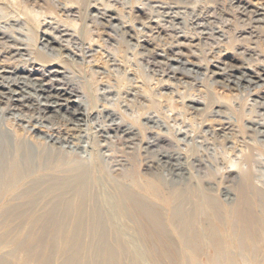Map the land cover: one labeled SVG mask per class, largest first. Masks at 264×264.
Masks as SVG:
<instances>
[{"label":"rangeland","instance_id":"obj_1","mask_svg":"<svg viewBox=\"0 0 264 264\" xmlns=\"http://www.w3.org/2000/svg\"><path fill=\"white\" fill-rule=\"evenodd\" d=\"M0 26H10V40H0L1 67L25 64L47 77L62 68L90 115L74 129L69 117L45 121L39 111L13 110L4 102L3 128L20 132L37 149L57 152L63 166H90L93 195L105 221L43 227L29 218L33 211L43 212L51 196L36 199L33 207L19 193L0 198L1 204L17 207L8 214L0 206V264H69L72 258L74 264H103L96 224L103 225L106 245L118 254L115 264L156 263L120 208L114 183L133 190L134 183L146 186L157 170L171 177L162 153L190 167L203 162L202 169L193 166L197 189L207 181L219 193L241 181L238 170L250 173L264 200V136L258 130L264 122V82L248 83L241 73L228 71L232 65L264 67V0H0ZM53 38L62 43L49 53L58 56L55 60L43 54L49 51L42 44ZM8 45L28 52L11 58ZM217 68H228L226 75H215ZM192 99L204 102L198 111L189 108ZM121 125L137 136L129 139L112 130ZM201 197L197 210L191 209L197 212L196 259L187 250L194 244L173 234L181 264H264V205L252 211L257 242L242 244L240 223L234 235L222 227L220 253L211 242L216 229ZM65 233L81 237H72L68 245L61 239ZM80 241L82 247L75 249Z\"/></svg>","mask_w":264,"mask_h":264},{"label":"bare ground","instance_id":"obj_2","mask_svg":"<svg viewBox=\"0 0 264 264\" xmlns=\"http://www.w3.org/2000/svg\"><path fill=\"white\" fill-rule=\"evenodd\" d=\"M110 19L115 20L117 18L110 16ZM9 27L0 26V40H10ZM16 41L24 46L22 41L20 42L18 39ZM8 42L13 43L14 40ZM60 42L57 38H53L51 41L42 40V44L49 51L43 54L54 59L55 53H49L50 51H56L52 47L53 44L57 43L62 47ZM7 47L11 58L22 56L24 52H28L25 47L11 45ZM24 62L34 64L35 61ZM262 67L232 65L229 70L228 68H217L218 71L214 74L224 77L227 73L224 72L226 70L232 74L233 72H239L242 74L243 81L256 84L255 81L264 82V67ZM0 69H2L0 71V103H8L13 110L39 111L42 114L41 118H44L45 121L54 117H69V123L71 122L74 129H78L81 123L90 116L85 103L82 100L77 101L75 99L79 98L78 93L80 91L74 89L71 81L67 80L69 79L68 73L65 70L62 71V68L55 67L50 71L49 77L46 73L42 75L40 69L36 67L30 69L25 64L18 65L15 68L0 66ZM181 73V71L177 72V74ZM192 100L189 108L194 111H198L202 103L204 104V102ZM5 114L4 110H0V198L3 200L19 193L24 196L23 200H29L26 204L33 207L36 199L40 202L51 196L52 199L46 202L43 212L34 213L33 211L32 216L29 218L31 222L37 221L43 227L64 225L65 222L83 223L87 220L102 223L101 218L105 222L97 208L92 191V168L85 164L70 167L63 166L64 162L59 158L57 152L48 151L46 148L40 150L34 144L26 143L21 138L23 135L20 132L13 133L12 130L7 129L9 126H7L6 120L7 128H3L2 121ZM65 114H68V116ZM36 126L38 128V125ZM35 130L37 131V129ZM112 130L129 139H134L138 134L132 127L128 128L122 125ZM258 130L259 134L264 136V122L260 124ZM159 139L157 142L161 141ZM147 146L152 149L155 144H148ZM160 156V161H164L163 163L169 169L171 177L168 178L161 170H157L146 186H139L134 183L133 190L125 189L117 182L114 183L118 194L117 202L135 224L136 231L139 233L137 236H141L146 241L149 254L157 259L156 263L153 262L154 264H167V261L170 264H181V255L172 239L174 233L178 234L179 238L185 241L187 245L194 244L193 248L189 246L187 250H190L191 259H196L199 254V249L196 247L199 239V233L195 226L197 212L191 211V209L195 208L197 210V200L201 195L204 196L201 198L206 201L203 207L211 213V218H209L213 221L216 229V231L212 230L210 239L217 252L221 253L223 251L222 244L225 242L222 231L218 229L227 228V231L234 235L237 223L243 226L240 231H244V233L240 236L244 246L257 242L255 241L257 232L253 231L255 220L252 211L264 205V200L260 197L261 194L254 187L255 185H253L252 174L238 170L240 176L243 175L241 181L234 183L229 188L225 187L217 193V188L207 181H205L204 187L202 186L203 189H197L194 185V167L202 169L203 162L198 161L197 166L190 167L180 161V158L168 153H162ZM234 171L236 170L231 168L229 172L234 173ZM206 172L207 170H205V175ZM206 178H211L209 172ZM100 185L103 186L102 183ZM34 195H37V197H34ZM151 200H154V202ZM10 205L11 203H6L0 206L3 207L1 208L6 213L13 214L15 211L10 210L17 207ZM9 217L11 216H7V218ZM96 225L100 229L97 232L100 235L99 240L102 241L103 249L101 252L105 253L103 264H115V260H113V263L112 258L118 257V254L114 248L113 250L112 247L109 248L106 245L108 243L107 232L105 228L103 229V225ZM72 237H81V235L79 236V233H65L61 236V239L69 245ZM63 245L62 248L66 249L65 244ZM80 246L81 241L75 244V249H79ZM187 250H184V252ZM61 253L64 254L62 251ZM75 261L77 259L72 258L69 264H74Z\"/></svg>","mask_w":264,"mask_h":264}]
</instances>
